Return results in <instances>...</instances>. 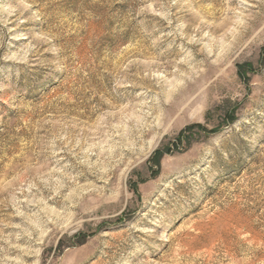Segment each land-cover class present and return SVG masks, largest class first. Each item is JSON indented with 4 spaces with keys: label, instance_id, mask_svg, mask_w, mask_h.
I'll list each match as a JSON object with an SVG mask.
<instances>
[{
    "label": "rangeland",
    "instance_id": "rangeland-1",
    "mask_svg": "<svg viewBox=\"0 0 264 264\" xmlns=\"http://www.w3.org/2000/svg\"><path fill=\"white\" fill-rule=\"evenodd\" d=\"M0 264H264V0H0Z\"/></svg>",
    "mask_w": 264,
    "mask_h": 264
}]
</instances>
